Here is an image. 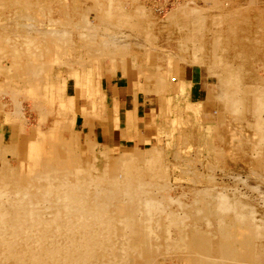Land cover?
Masks as SVG:
<instances>
[{"label":"rangeland","instance_id":"rangeland-1","mask_svg":"<svg viewBox=\"0 0 264 264\" xmlns=\"http://www.w3.org/2000/svg\"><path fill=\"white\" fill-rule=\"evenodd\" d=\"M117 73L150 143L91 134ZM0 123V264H264V0H0Z\"/></svg>","mask_w":264,"mask_h":264},{"label":"crops","instance_id":"crops-1","mask_svg":"<svg viewBox=\"0 0 264 264\" xmlns=\"http://www.w3.org/2000/svg\"><path fill=\"white\" fill-rule=\"evenodd\" d=\"M116 75L105 79L102 85V92L109 101L112 111L108 120L112 121L109 123L98 121L96 131H92L91 134L113 138V144L118 148L150 143L157 135L160 108L153 104L148 95L131 84L128 78L118 73ZM202 79L193 69H186L185 74L180 75V80L184 84L180 88V93L184 95L182 100L184 105L187 104L185 106L205 105L203 98L208 81L203 83ZM102 130L106 131L103 133ZM8 131L6 125L0 123V140L8 136Z\"/></svg>","mask_w":264,"mask_h":264}]
</instances>
